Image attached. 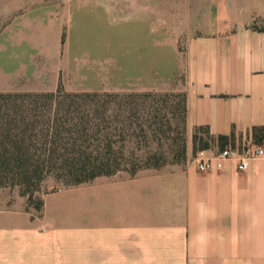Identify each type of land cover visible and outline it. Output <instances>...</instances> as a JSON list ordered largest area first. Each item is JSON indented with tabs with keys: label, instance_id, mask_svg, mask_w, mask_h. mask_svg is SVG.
<instances>
[{
	"label": "crops",
	"instance_id": "crops-1",
	"mask_svg": "<svg viewBox=\"0 0 264 264\" xmlns=\"http://www.w3.org/2000/svg\"><path fill=\"white\" fill-rule=\"evenodd\" d=\"M206 15L185 41L190 165L100 183L94 204L111 213L95 219L115 245L40 253L6 231L0 264H264V159L244 171L228 161L202 172L196 161L228 144H264V0H208ZM63 26L52 1L0 0V92H51L18 81L59 75ZM201 128L209 147L196 150Z\"/></svg>",
	"mask_w": 264,
	"mask_h": 264
},
{
	"label": "rangeland",
	"instance_id": "rangeland-1",
	"mask_svg": "<svg viewBox=\"0 0 264 264\" xmlns=\"http://www.w3.org/2000/svg\"><path fill=\"white\" fill-rule=\"evenodd\" d=\"M48 1L54 3L56 17L64 20L59 75L55 71L53 80L50 72L44 79L24 77L18 81L20 87L41 86L51 92L62 85L68 92L168 93L176 110L170 114L173 125L179 124L178 108L186 81L185 41L206 20L208 0ZM200 132L208 140L205 131ZM184 136L188 146L187 124ZM188 165L187 154L178 161L169 155L163 166L142 169L135 176L122 171L68 187L49 178L42 194V211L28 206L27 197L18 188L2 189L0 234L17 232L22 237L17 245L38 248L40 253L62 249L78 253L79 247L115 245L113 239L101 238L109 229L101 228L95 219L111 213L110 206L104 209L94 204L100 183L169 173ZM165 217L171 220L172 214Z\"/></svg>",
	"mask_w": 264,
	"mask_h": 264
},
{
	"label": "trees",
	"instance_id": "trees-1",
	"mask_svg": "<svg viewBox=\"0 0 264 264\" xmlns=\"http://www.w3.org/2000/svg\"><path fill=\"white\" fill-rule=\"evenodd\" d=\"M172 101L163 92H68L62 85L52 92H0V191L18 188L28 206L42 211L49 178L77 186L159 168L169 155L185 158V93L175 126ZM198 141L209 147L196 131V150Z\"/></svg>",
	"mask_w": 264,
	"mask_h": 264
},
{
	"label": "built area",
	"instance_id": "built-area-1",
	"mask_svg": "<svg viewBox=\"0 0 264 264\" xmlns=\"http://www.w3.org/2000/svg\"><path fill=\"white\" fill-rule=\"evenodd\" d=\"M264 159V144H256L246 140L237 144H229L213 156L197 160L198 169L202 172L212 168L221 169L225 162L232 161L237 164L240 171H244L251 160Z\"/></svg>",
	"mask_w": 264,
	"mask_h": 264
}]
</instances>
